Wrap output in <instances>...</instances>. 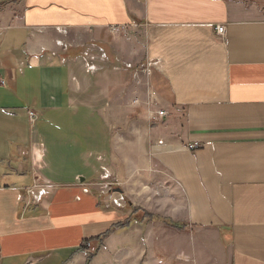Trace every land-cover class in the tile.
Masks as SVG:
<instances>
[{
	"label": "crops",
	"instance_id": "1",
	"mask_svg": "<svg viewBox=\"0 0 264 264\" xmlns=\"http://www.w3.org/2000/svg\"><path fill=\"white\" fill-rule=\"evenodd\" d=\"M52 33L70 42L58 54ZM123 41L180 137L123 133L127 69L106 55L126 60ZM99 106L119 146L32 136ZM143 171L181 206H137L125 184ZM37 178L50 191L27 203ZM104 183L126 203L104 206ZM164 245L169 264H264V0H0V264H160Z\"/></svg>",
	"mask_w": 264,
	"mask_h": 264
},
{
	"label": "rangeland",
	"instance_id": "2",
	"mask_svg": "<svg viewBox=\"0 0 264 264\" xmlns=\"http://www.w3.org/2000/svg\"><path fill=\"white\" fill-rule=\"evenodd\" d=\"M115 33L121 35L122 37H124V39L128 37L127 30H117ZM59 35L66 37L67 32H59ZM50 37L53 39L56 49L52 51V53L54 54H58L60 50L64 49V47L70 43L66 41L67 38H56L57 35L54 33H52ZM132 42L133 41H123L122 44L126 45L125 48L126 50H128V47L132 44ZM94 50V52L97 51V53H99L98 55L104 54L102 50L98 49V46L95 47ZM127 53V59H122L120 61L121 64L118 62H114L115 56L113 54L108 55V53H106V55L111 60L112 65H120L123 66V68L127 69V84H130V86H128L127 90H125V95L127 96L126 98L128 99V102L130 101V104L128 105H130L131 107L128 108V113L126 115L127 118H124V122L126 123L124 125H121L123 133L126 137L133 139L132 131L137 124L138 131L143 134L155 129V127H158L160 129L158 134L166 133L167 130L172 134V136L174 135V137H180V134L178 133L179 131H177L181 128L180 123L177 125V127L174 128V126H167L168 124L166 117L159 120H157L155 117L157 116L156 112L165 109L160 108V103L159 101H157V98L153 94L152 87L149 83L150 73L148 72V66H143L141 64L142 62L137 63L134 60L132 61V49H129ZM115 60L117 59L115 58ZM148 112H152L151 117H147ZM79 115L80 116H78L77 119H73L69 116H65L64 118H60L59 120L54 119V123L58 124L59 122L60 125L62 124L66 126L67 130L63 134H59L58 126L55 127V125H53V122H51L47 124V128L43 129L40 128V123H38L34 127L32 136L35 138V140H40L41 142H43L44 146H46L48 150L49 146H119L118 130L111 128V126L106 123L104 117L102 116L103 114H101L100 112V106L89 110L81 109ZM173 129L177 133H173ZM38 131H41V138H39L40 136H38L37 134ZM141 174L142 182L140 181L138 183H132L131 185L125 184L129 185V187L131 186L132 191L128 193V196L132 201H134L137 206H147L148 208L159 210L160 208H162V210H164L167 209V206L174 207L176 205L172 202L168 203L166 199V184L156 182L155 179H153V177L151 176L155 173L143 171ZM110 178L111 176H109L107 180L109 181ZM47 185L50 186V184ZM115 187L119 188V185L115 184ZM113 189L114 186H112L111 190ZM49 191L50 189L48 190V192ZM176 197H178V195H176ZM179 201L180 203H182L181 198H179ZM177 204L180 205L178 202ZM158 216L161 217L162 215L158 214ZM164 227H166V225ZM192 239H194V237H192ZM91 242L95 246H98V248L100 247V244L96 245L95 242ZM81 248L91 253L90 255H93L98 250L97 248L95 252H92L91 248H84L83 245L81 246ZM168 253L169 248H167V246L164 245L160 247L158 253V258L160 261H162V263L160 264H169L167 263L170 260ZM186 260H184L183 262L180 261L179 263L174 262L172 264H195L191 259V262H188Z\"/></svg>",
	"mask_w": 264,
	"mask_h": 264
},
{
	"label": "built area",
	"instance_id": "3",
	"mask_svg": "<svg viewBox=\"0 0 264 264\" xmlns=\"http://www.w3.org/2000/svg\"><path fill=\"white\" fill-rule=\"evenodd\" d=\"M214 31L220 39H224L226 37L225 26L217 25V26H215ZM102 55H104V54H102ZM87 56H88V54H87V52H85L84 55L82 56L83 61H85ZM156 113H157L158 118H163L167 115V112L165 110H160L159 112H156ZM28 116H29L30 123L33 124L36 120L35 113L33 111H29ZM199 145L200 144H198L197 142H193V143H189L186 146V148L188 150L192 151V150L198 149L200 147ZM103 174L107 175V176H103V178L108 177V174H106V173H103ZM39 182H41V180H39V179H38V181L36 180V182L33 184V186H31L25 190V196L27 197V201H26L27 203L39 202L42 199V197L47 195L48 190L50 189V186L47 185L49 183L43 182L42 184H40ZM102 185H101V187L106 188L105 193L107 195L105 200H103L104 206L108 207L109 205H113V206L119 207L120 205L126 203V199L124 198L123 195H121V192L119 191V189H117L114 186V189L111 190L113 184L104 183ZM126 205L127 204H125V206ZM82 245L84 246V248H86V247L91 248L92 252H95L98 248V246H95L91 241H85Z\"/></svg>",
	"mask_w": 264,
	"mask_h": 264
},
{
	"label": "trees",
	"instance_id": "4",
	"mask_svg": "<svg viewBox=\"0 0 264 264\" xmlns=\"http://www.w3.org/2000/svg\"><path fill=\"white\" fill-rule=\"evenodd\" d=\"M127 207H128V209L130 208V206H131V204H129V202H128V204L126 205ZM145 215V214H144ZM174 225V224H173ZM176 225V224H175Z\"/></svg>",
	"mask_w": 264,
	"mask_h": 264
}]
</instances>
